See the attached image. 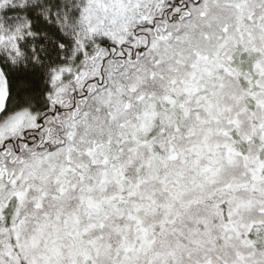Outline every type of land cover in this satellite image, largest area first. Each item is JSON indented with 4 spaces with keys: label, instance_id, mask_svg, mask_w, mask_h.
<instances>
[{
    "label": "snow or ice",
    "instance_id": "6c2138e0",
    "mask_svg": "<svg viewBox=\"0 0 264 264\" xmlns=\"http://www.w3.org/2000/svg\"><path fill=\"white\" fill-rule=\"evenodd\" d=\"M0 264H264V0H0Z\"/></svg>",
    "mask_w": 264,
    "mask_h": 264
}]
</instances>
